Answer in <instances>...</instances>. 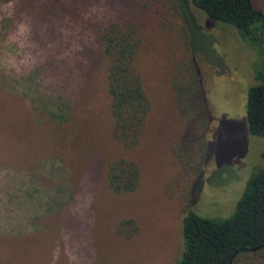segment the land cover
Listing matches in <instances>:
<instances>
[{
    "label": "rangeland",
    "instance_id": "1",
    "mask_svg": "<svg viewBox=\"0 0 264 264\" xmlns=\"http://www.w3.org/2000/svg\"><path fill=\"white\" fill-rule=\"evenodd\" d=\"M138 1L142 8L133 0H0V264L177 259L182 213L179 188L169 185L179 172L171 143L189 139L168 84L167 54H180L169 22L178 20L167 14L164 0ZM180 1L206 110L204 151L188 207L223 218L261 166L264 136L248 133L244 109L261 61L232 26ZM252 3L264 10V0ZM123 13L134 14L141 29L137 65L151 107L131 153L140 166L139 183L131 193L114 194L105 186L101 162L113 140L98 90L100 67L87 90L92 98L79 99L76 83L87 55L97 52L101 24ZM59 106L65 111L57 119L52 114ZM121 219L132 221L127 236L116 230Z\"/></svg>",
    "mask_w": 264,
    "mask_h": 264
},
{
    "label": "trees",
    "instance_id": "2",
    "mask_svg": "<svg viewBox=\"0 0 264 264\" xmlns=\"http://www.w3.org/2000/svg\"><path fill=\"white\" fill-rule=\"evenodd\" d=\"M165 7L177 19L169 22L180 45L179 56L167 54L171 63L168 84L172 91V103L187 130V141L171 143L173 154L179 163L169 185L179 188L175 196L182 213L180 218V252L174 264H264V149L260 153L261 166L247 178L234 203L232 211L223 218H209L196 214L188 207L189 189L199 171L203 154V131L206 110L196 71L189 33L183 22L184 5L180 0H164ZM191 4L210 20L232 26L240 38L253 47L261 61L254 71L255 84L246 90L245 122L250 135L264 136V10L253 5L252 0H190ZM132 4L138 8V0ZM165 12H160L164 16ZM184 16V17H183ZM132 13H123L115 19H107L95 34L97 52L87 55L84 82L77 91L79 99L92 98L87 90L95 79L94 71L100 67L98 85L105 98L104 112L109 115L112 148L101 156L106 188L114 194L133 192L140 179V166L131 155L140 144L151 107L145 90L144 75L137 65V53L141 46V29ZM183 19V20H182ZM78 64V63H77ZM76 64V65H77ZM62 69V61L57 62ZM92 66H95L92 69ZM93 70V71H92ZM62 73V71L60 72ZM84 88L81 89V86ZM89 97V98H88ZM89 108L92 101L86 103ZM65 109L59 106L60 119ZM92 116V111L89 112ZM94 145L95 142L91 141ZM56 202V201H55ZM54 203V202H53ZM132 221L121 219L117 232L131 228Z\"/></svg>",
    "mask_w": 264,
    "mask_h": 264
},
{
    "label": "water",
    "instance_id": "3",
    "mask_svg": "<svg viewBox=\"0 0 264 264\" xmlns=\"http://www.w3.org/2000/svg\"><path fill=\"white\" fill-rule=\"evenodd\" d=\"M246 2L248 3V0H246Z\"/></svg>",
    "mask_w": 264,
    "mask_h": 264
}]
</instances>
